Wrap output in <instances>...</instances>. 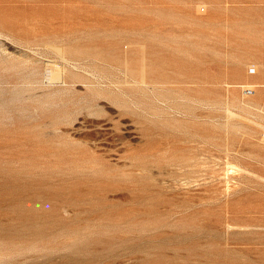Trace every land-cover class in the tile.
Listing matches in <instances>:
<instances>
[{
  "label": "rangeland",
  "instance_id": "1",
  "mask_svg": "<svg viewBox=\"0 0 264 264\" xmlns=\"http://www.w3.org/2000/svg\"><path fill=\"white\" fill-rule=\"evenodd\" d=\"M0 264H264V0H0Z\"/></svg>",
  "mask_w": 264,
  "mask_h": 264
},
{
  "label": "bare ground",
  "instance_id": "2",
  "mask_svg": "<svg viewBox=\"0 0 264 264\" xmlns=\"http://www.w3.org/2000/svg\"><path fill=\"white\" fill-rule=\"evenodd\" d=\"M194 153H195V152H194ZM192 156H194V155H192ZM192 156H191V157H192ZM188 157H189V156H188ZM195 158H196V157H195ZM195 158H194V159H195ZM198 158H199V155H198ZM198 158H197V159H198ZM185 159H186V157H185ZM185 159H184V161H183V160H181V161H182V162H185V161L187 160V159H186V160H185ZM190 159H192V158H190ZM190 159H188V160H190ZM182 162H181V163H182ZM187 162H188V161H187ZM187 162H186L185 164H188V165H189V162H188V163H187ZM196 162H197V161H195V163H196ZM181 163H180V164H181ZM195 163H194V164H195ZM185 164H184V165H185ZM182 165H183V164H182ZM184 165H183V166H184ZM189 166H190V165H189Z\"/></svg>",
  "mask_w": 264,
  "mask_h": 264
}]
</instances>
